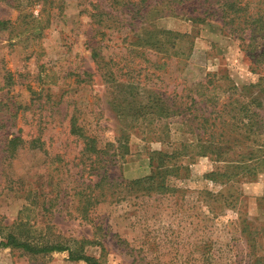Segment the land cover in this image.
<instances>
[{"label": "rangeland", "instance_id": "374dc122", "mask_svg": "<svg viewBox=\"0 0 264 264\" xmlns=\"http://www.w3.org/2000/svg\"><path fill=\"white\" fill-rule=\"evenodd\" d=\"M124 2L0 0V18L12 23L0 30V242L12 234L34 247L68 246L99 264H264V56L217 18L200 23L191 8L171 13L166 4L135 15ZM158 29L180 36L159 47ZM149 91L189 109L138 121L121 110L128 94L143 103ZM211 112L206 134L231 137L224 153L182 157L173 193L116 186L85 218L84 195L101 176L70 133L74 116L107 152L110 178L126 183L151 173L152 152L196 143ZM15 137L25 143L11 152ZM0 264L87 263L1 245Z\"/></svg>", "mask_w": 264, "mask_h": 264}, {"label": "trees", "instance_id": "16d2710c", "mask_svg": "<svg viewBox=\"0 0 264 264\" xmlns=\"http://www.w3.org/2000/svg\"><path fill=\"white\" fill-rule=\"evenodd\" d=\"M27 1L33 4L43 3L45 5L49 0ZM125 2L129 4L128 9L132 13H135V15H146L148 12L157 10L158 7L160 8V5L166 4L165 7L167 6L171 13L191 8L192 14L190 15V19L193 21H199L200 23H203L210 18H217L221 21L223 30L228 31L236 39L240 40L241 45L245 47L246 50L253 54L256 52L259 53L257 54L258 57L264 56V0H125ZM168 14L167 11H164V13H160L158 17L166 16ZM185 15H188V13H185ZM11 26L12 23L9 20H3L0 18V30L6 31L10 29ZM155 33V37L159 38L156 39L155 44L163 48L170 44V36H180L179 33L163 29H158ZM92 55L94 58L98 59L100 53L93 49ZM158 94V92L149 91L148 99L143 103L140 102L136 96L128 94L127 104L123 105L121 110L132 112L133 120L138 121L145 117V115H147L146 113H150L154 118H163L171 115H185V112L189 109L187 105L183 106L182 101L177 103L174 98L171 101L164 95ZM242 108L246 113L249 112V109H247L245 105ZM212 114L213 113L211 112L208 116L204 117L203 123H200V126H204L205 130L199 135L200 138L196 143H184L180 149L172 152H152L150 155L151 173L145 177L126 183L110 178L109 163L111 160L107 156V152L99 147L97 138L88 135L84 131V128L78 123V117L74 116L70 123V133L75 135L77 139L82 140L84 144L83 155H86V160L90 161L91 165H95V168L99 170L101 176L100 180L94 184V188H92V185H88V188L91 189L90 193H87V195H84L83 192L79 193V196H85L84 204L82 205V212L85 214V218L88 207L105 201L108 196H113V194L117 192L115 189L116 186L125 185L129 191L143 192L142 194L146 195L173 193L176 191V188L171 185V179L173 177L181 176L183 174V169L186 168L185 165L179 163L182 157L207 156L208 154H214V152L220 155L224 153L225 149L223 148L227 146L226 144L230 145L228 141L231 137L226 135L224 130L220 133L214 132L215 134H218V137L221 139V142L215 143L213 136L206 134V129L209 126H214L215 119L212 118ZM128 115L129 114H127V116ZM247 116L248 114L243 118H246ZM196 118L197 115L191 119V123H194ZM184 119L190 121L188 118ZM248 122L249 123H242L243 127L248 128L247 131L249 133L251 131L255 132L253 129L254 121L251 117ZM227 124L233 126L234 123H227L225 119L220 118L219 125L222 128ZM214 133L212 134L215 135ZM39 140L40 138H36L32 142L38 143L40 142ZM224 142L225 144L222 145L221 143ZM24 143L25 141L21 137L13 138L11 140V144L13 145L11 152L16 150V146ZM95 190H99L97 195H94ZM79 200H83L82 197H80ZM1 245L4 247L12 246L14 248H21L32 253L68 251L69 258L72 260H83L87 264H99L95 257L83 253L78 254V251L74 252L68 246L53 245L34 247L28 242L19 240L12 234L8 235L6 241H1L0 246Z\"/></svg>", "mask_w": 264, "mask_h": 264}]
</instances>
